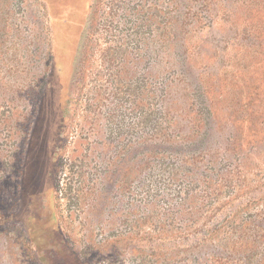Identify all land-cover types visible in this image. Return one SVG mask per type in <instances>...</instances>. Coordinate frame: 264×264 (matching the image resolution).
Segmentation results:
<instances>
[{
  "label": "rangeland",
  "instance_id": "rangeland-1",
  "mask_svg": "<svg viewBox=\"0 0 264 264\" xmlns=\"http://www.w3.org/2000/svg\"><path fill=\"white\" fill-rule=\"evenodd\" d=\"M0 264H264V0H0Z\"/></svg>",
  "mask_w": 264,
  "mask_h": 264
},
{
  "label": "trees",
  "instance_id": "trees-1",
  "mask_svg": "<svg viewBox=\"0 0 264 264\" xmlns=\"http://www.w3.org/2000/svg\"><path fill=\"white\" fill-rule=\"evenodd\" d=\"M125 20H127V18H125ZM112 22V21H111ZM127 22V21H126Z\"/></svg>",
  "mask_w": 264,
  "mask_h": 264
}]
</instances>
